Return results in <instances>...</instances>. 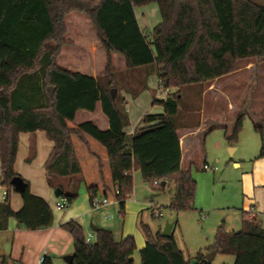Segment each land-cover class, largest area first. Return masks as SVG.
I'll return each mask as SVG.
<instances>
[{
	"label": "trees",
	"instance_id": "1",
	"mask_svg": "<svg viewBox=\"0 0 264 264\" xmlns=\"http://www.w3.org/2000/svg\"><path fill=\"white\" fill-rule=\"evenodd\" d=\"M151 3L158 4L162 20L148 32L139 24L136 7ZM74 12L90 18L106 52L105 72L96 78L58 66L68 43L66 17ZM113 53L125 59L126 72L151 70L160 88L179 89L156 99L164 113L146 114L133 134L124 130L126 100L112 95L118 87L117 72L111 70ZM252 59L264 60V5L254 0H0V184L6 190L0 202V230L7 228L10 218L27 230L49 228L54 222L51 205L32 193L27 180L23 178V192L12 184L20 176L15 170L20 135L37 131L54 143L45 165L48 183L62 188L60 198L69 206L79 196L77 184L83 182L91 203L107 198L118 203L124 216L126 200L134 191V172L139 170L152 186L165 189L162 181L175 184L170 209H196L197 181L192 169L184 166L183 127L175 120L181 89L203 87L238 72L243 61ZM254 70L231 126L213 124L224 127L227 140L235 144L249 115L261 138L258 158H264V107L259 113L250 108L257 87ZM99 104L109 129L93 121L76 123L78 111L95 112ZM64 180L71 182L70 189H65ZM13 192L23 200L19 211L11 205ZM141 225L146 238L141 264H199L204 259L203 250L195 261L186 259L174 233L167 237ZM63 227L73 237L72 264H135L134 236L117 241L112 230L97 228L95 241L88 243L79 221L70 220ZM207 251L234 255V264H264V227L242 210V228L228 231L221 226ZM43 264L53 263L45 255Z\"/></svg>",
	"mask_w": 264,
	"mask_h": 264
},
{
	"label": "crops",
	"instance_id": "2",
	"mask_svg": "<svg viewBox=\"0 0 264 264\" xmlns=\"http://www.w3.org/2000/svg\"><path fill=\"white\" fill-rule=\"evenodd\" d=\"M136 15L140 26L146 30L147 28L144 26L143 21H140L137 12ZM72 25L74 24L72 23ZM66 40L68 43L64 45L61 50L57 60L58 66L71 72H81L96 78L99 73L94 66V42L89 40L88 37L74 38L73 36H69L68 33L66 34ZM99 52L102 53L103 56H106L104 49L100 48ZM118 55L119 54L113 53L112 57L116 60ZM260 63L262 64V62L249 61L245 65H242L238 72L216 79L203 87L199 85L197 86L198 88L194 90L196 91L195 93L189 88L186 92L187 94L182 95V102L186 101L187 104L186 102L185 105L180 104L179 112L175 116V120L177 126L183 127V131L180 135L183 152L186 148H190V154H188V158H185L187 163L186 168L192 169L195 149L200 151L207 135L218 128L213 122L224 120L223 109H221L222 102H226L232 113L235 112V110L237 112L241 110L246 96V85L243 86L242 93H240V86L244 85L242 84L241 76H243V73H245L244 71H246V74L250 78L253 69L260 67ZM123 68L126 69L125 59ZM152 72L157 78L158 90L161 91V94L157 99L165 98L167 94L162 91V88H160L156 72ZM142 73L147 76V71ZM260 73L262 75L263 71L260 70ZM177 90L179 89H170L169 92ZM124 93L126 94V91H123V94ZM124 97L126 98V96ZM251 107L254 112L258 113L263 109V107H260V110L256 111L257 109H255L256 107L253 103ZM82 111L85 110L77 112L76 119L78 114ZM97 112L100 113L96 118L86 119L85 121H93L103 130L109 129V120L103 113L101 104L98 105L95 112L90 113L95 115ZM148 113L161 114L164 113V108L161 105L155 104L154 101L152 109L141 115L140 121L137 125H132L130 123L128 126L126 125L124 127L125 132L133 134L139 126H142V119ZM76 123L81 122L76 121ZM198 124L199 126L197 127ZM53 149L54 143L47 137L45 132H28L20 135L15 170L22 178L30 183L33 194L48 201L53 209L54 222L49 228L27 230L19 224L15 218H10L7 228L0 230V264H37L44 252H48L52 257H56L57 255L65 256L67 254L65 259L67 256L73 255V237L63 227V224L70 220H77L82 225H86L90 222V228L93 231L94 228L110 229L113 231L114 237L117 241H121L128 236H134L136 245L141 249L145 247L146 239L142 237L141 233L135 228L134 224H132L133 222L129 218V215H133L142 210L144 204L136 201L135 206L131 208L129 200L132 196H129L126 200V216L124 219L119 218L121 215L118 203L110 202L109 204L97 208L92 207L89 194L83 182L77 184L79 196L72 205L65 210H60L56 207L57 202L60 201L61 198L55 195V188L49 185L47 170L45 167ZM258 156L253 160V172L251 174H244L246 188L250 194V199L245 203L242 210L248 212L251 217L255 216L258 219V223L264 227V158H258ZM205 163H207V161H205ZM167 184L166 181V185ZM63 185L67 190L72 187L69 180H64ZM5 192L6 190L0 184V202L5 200ZM151 203H154L153 199L151 200ZM11 205L14 211H19L22 208L23 200L19 193L13 192L11 194ZM151 208L152 210L157 209L154 213L160 212L158 204L151 205ZM160 213V216H162V212ZM171 224L173 225L172 233H174L177 224ZM160 230L163 231L164 229L160 228ZM46 256L51 259L49 255ZM234 261L235 260L232 262L235 263Z\"/></svg>",
	"mask_w": 264,
	"mask_h": 264
},
{
	"label": "rangeland",
	"instance_id": "3",
	"mask_svg": "<svg viewBox=\"0 0 264 264\" xmlns=\"http://www.w3.org/2000/svg\"><path fill=\"white\" fill-rule=\"evenodd\" d=\"M254 1L264 5V0ZM136 12L148 32H151L153 30L152 28L162 20L159 6L156 3L138 6L136 7ZM71 14L66 17V34L68 33L69 36H73L74 38L88 37L89 40L94 42V66L99 73L98 75L103 74L108 59L107 55L103 56L99 52V49H103V47L98 40L96 29L92 25L90 18L85 14L79 12ZM249 61L258 62L257 59ZM249 61H243L242 65H245ZM123 64L124 58L121 55H118L116 60L112 57L111 70L116 71L118 75L116 81V85L118 86L117 96H126V98L124 97L126 100V125L128 126L130 123L137 125L141 115L152 109L155 98L157 99L160 96L161 91L158 90L157 78L151 70L139 69L126 72ZM259 66L255 70L253 69L257 72V87L253 90L250 104V108H252L253 103L256 107L254 108L257 109L256 111H259L260 107H264V77L261 78L260 73V70L264 71V60ZM146 71L148 72L147 76L142 73ZM244 72V75L241 76V81L244 85L240 86V93H242V88L245 85V90L247 91L254 79L253 73L249 78L246 71ZM34 80L37 83V76H35ZM197 86L199 85L195 84L183 87L181 89L182 95L187 94L186 92L189 88L195 93L196 91L194 90L198 88ZM126 89L129 91H126ZM172 89L175 90V88ZM123 91H126V94H123ZM185 102H182V105H185ZM221 109H223L224 120L220 122L231 126L238 112L235 110L232 113L226 102H222ZM99 113L97 112L95 115H92L90 112L82 111L78 114L76 121L82 123L86 119H94ZM231 148L235 149L233 153L230 152ZM189 149L186 148L184 150L185 167L187 164L185 158H188V154H190ZM260 150L261 138L255 131L249 115H246L244 119L243 129L235 144H230L227 140L224 127L220 126L210 132L203 143L202 149L200 151L195 149L194 152L192 174L197 180V192L195 197L196 209L193 210L177 212L169 208L170 199L176 194V187L173 182L167 181L168 184L165 189L162 186L155 187L143 178L139 170L135 171L134 191L130 195L132 198L129 200V204L132 208L135 206V202L139 201L144 206L139 212L129 215V218L133 222L132 224L141 233L142 237L146 239L142 229V223L149 225L154 233L160 230V228L164 229L167 223H176L174 236L179 248L184 252L186 259L195 261L197 254L201 250L206 254L210 253L207 249L214 244L217 231L221 226L228 231H238L242 228V209L248 199H250L244 174H251L253 172V160L259 155ZM205 161L211 167H217V170H205ZM152 199L154 203H151ZM153 204H158L162 216H155L154 211L157 209L152 210L151 205ZM125 216L126 211L124 216H120L119 218L124 219ZM90 225V222L86 225L83 224L85 235L93 234L91 241L93 242L96 239V235L91 230ZM140 249L137 246V250L133 256L135 264H141ZM44 255H49L53 264H69L65 259L67 254L65 256L57 255L56 257H52L48 252H44L40 259ZM233 260H235L234 255L218 253L212 264H234L232 262Z\"/></svg>",
	"mask_w": 264,
	"mask_h": 264
},
{
	"label": "water",
	"instance_id": "4",
	"mask_svg": "<svg viewBox=\"0 0 264 264\" xmlns=\"http://www.w3.org/2000/svg\"><path fill=\"white\" fill-rule=\"evenodd\" d=\"M117 93H118V90L117 88H113L112 89V95H113V98L115 99L117 97ZM230 152L233 153L234 152V148H231L230 149ZM12 184L16 187V189L19 191V192H23L24 189H25V182H24V179L21 177V176H18V177H15L13 180H12ZM162 185L165 186L166 185V181H163L162 182ZM64 191L62 190V188L58 187L55 189V195L57 197H61L63 195ZM172 227L173 225L171 223H167L164 230L162 231V235L163 236H170L172 234ZM97 228H94V231H96ZM217 252L216 251H212L208 254L205 255L204 259L199 262V264H211L216 256ZM66 260L67 262H69V264H72L73 263V260H74V256L73 255H69L66 257Z\"/></svg>",
	"mask_w": 264,
	"mask_h": 264
},
{
	"label": "built area",
	"instance_id": "5",
	"mask_svg": "<svg viewBox=\"0 0 264 264\" xmlns=\"http://www.w3.org/2000/svg\"><path fill=\"white\" fill-rule=\"evenodd\" d=\"M163 92H165L166 94H168V92L170 91V89H162ZM204 169L205 170H212V171H216L217 170V167H211L209 164L205 163L204 165ZM159 182L156 181L155 182V185H157ZM6 194V192H5ZM110 201L107 199V198H103V197H97L95 198L93 201H92V207L94 208H97V207H100L102 205H105V204H109ZM56 207L60 210H65L66 208L69 207L67 201L65 199H61L60 201L57 202L56 204ZM156 216H160L161 213L160 212H156L155 213ZM92 238H93V234H89L87 237H86V241L88 243H90L92 241ZM43 260H44V256L38 261L37 264H43Z\"/></svg>",
	"mask_w": 264,
	"mask_h": 264
}]
</instances>
